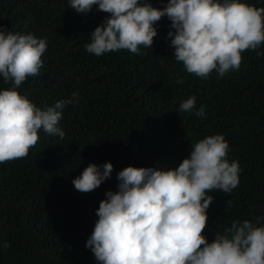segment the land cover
<instances>
[{"label":"trees","instance_id":"trees-1","mask_svg":"<svg viewBox=\"0 0 264 264\" xmlns=\"http://www.w3.org/2000/svg\"><path fill=\"white\" fill-rule=\"evenodd\" d=\"M106 15L95 5L77 12L68 0H0V30L47 37L39 74L17 90L42 108L74 90L79 96L62 110L63 138L40 130L27 155L0 162V242H8L0 264H98L85 243L105 190L116 189V173L130 164L175 167L191 142L214 133L228 141L239 182L231 193L212 191L202 232L210 241L232 219L264 216V55L245 49L238 69L196 76L172 57L165 15L151 47L97 56L84 44ZM3 87L10 84L0 79ZM189 95L196 107L205 105L204 116L176 111ZM105 161L113 164L110 177L90 191L74 187L86 165Z\"/></svg>","mask_w":264,"mask_h":264},{"label":"clouds","instance_id":"clouds-1","mask_svg":"<svg viewBox=\"0 0 264 264\" xmlns=\"http://www.w3.org/2000/svg\"><path fill=\"white\" fill-rule=\"evenodd\" d=\"M77 12L93 5L106 15L89 32L84 49L99 56L118 49L139 53L151 47L155 22L170 20L167 37L172 57L185 71L207 79L238 69L245 49L264 55V6L249 0H68ZM47 37L31 32L0 30V162L23 157L38 140V132L58 135L66 105L79 102L77 91L53 104L37 106L17 89L39 74ZM176 111L205 115L196 97L181 100ZM113 164L90 162L73 178L79 191L96 188L112 174ZM238 161L228 159L222 133L191 142L188 154L175 167L127 165L116 173V189H106L95 209L97 219L85 246L98 264H264V216L232 219L208 240L202 232L213 190L231 193L239 182ZM231 199L226 201L230 206ZM7 248L8 242H0Z\"/></svg>","mask_w":264,"mask_h":264}]
</instances>
